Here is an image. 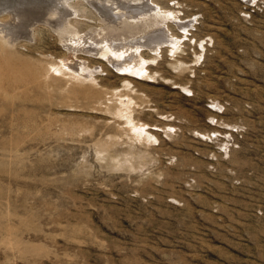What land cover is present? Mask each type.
Here are the masks:
<instances>
[{"label":"rangeland","instance_id":"1","mask_svg":"<svg viewBox=\"0 0 264 264\" xmlns=\"http://www.w3.org/2000/svg\"><path fill=\"white\" fill-rule=\"evenodd\" d=\"M153 4L139 73L78 52L86 81L46 79L47 22L0 40V264H264V0Z\"/></svg>","mask_w":264,"mask_h":264},{"label":"bare ground","instance_id":"2","mask_svg":"<svg viewBox=\"0 0 264 264\" xmlns=\"http://www.w3.org/2000/svg\"><path fill=\"white\" fill-rule=\"evenodd\" d=\"M43 2L45 0H33L29 3L26 0H0V14L8 13L9 19L12 20V26L7 28L5 26L1 28L0 23V40L4 45L14 46L15 39L9 31L20 23L29 21L31 27L39 22L52 24L59 35L60 42L68 48V53L65 56L66 59L59 61V64H51L52 68L45 71L46 79L59 75L68 78L69 81H86L89 76L86 64L81 59L79 66L73 65L74 62H72L74 55L78 52L80 55L82 52L99 59L107 58L117 68L139 73L145 71L140 66L143 63L140 59L141 48L148 47L156 54L160 45L170 39L167 38L170 32H167L166 36V30L163 31L165 29V26L162 27L164 22H161L163 17L159 14L160 9L156 11L153 0H47L45 9H42L39 6ZM87 5L98 15L97 20L100 26L99 28L91 27L82 35L77 29L79 20H76L78 18L74 16L80 17L79 10L85 13ZM23 7L26 8L23 9ZM164 13L162 15L166 16ZM85 17L81 15L80 20ZM168 19L164 18V21ZM179 26L180 29L185 30L188 24L180 22ZM159 28H162V33ZM131 128L134 131L138 127ZM141 128L139 127L135 133L138 139L141 138L143 131Z\"/></svg>","mask_w":264,"mask_h":264}]
</instances>
